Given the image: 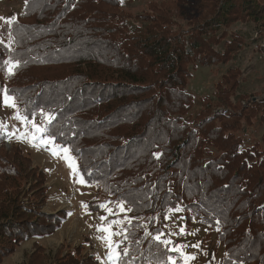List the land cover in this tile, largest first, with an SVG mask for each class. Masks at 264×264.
Masks as SVG:
<instances>
[{"label":"trees","instance_id":"trees-1","mask_svg":"<svg viewBox=\"0 0 264 264\" xmlns=\"http://www.w3.org/2000/svg\"><path fill=\"white\" fill-rule=\"evenodd\" d=\"M120 2L27 0L11 26L10 46L0 43V55L6 56L0 59V82L3 74L12 83L6 89L22 111L54 113L49 130L76 152L87 181L104 186L106 200L124 199L132 207L133 225L144 227L126 224L131 234L123 245L130 249L126 260L164 259L165 249L145 238V230L164 232L165 214L179 205L188 225L195 216L222 230L228 252L219 264H264V138L243 136L247 127L264 126V101L242 106L248 98L231 76L203 99L201 113L184 118L193 108L186 89L191 69L227 64L247 40L262 41L264 0H149L150 14L136 15H126ZM165 5L206 14L200 24L191 20L182 30ZM3 32L9 37V25ZM6 60L20 62L11 76ZM35 67L42 73L20 85L15 76ZM7 172L16 175L10 167ZM11 191L0 189L1 252L8 243L43 238L60 226L55 216L38 213L39 193L37 203L25 206ZM45 216L52 224L40 223ZM45 259L99 264L97 257L80 258L78 252Z\"/></svg>","mask_w":264,"mask_h":264},{"label":"rangeland","instance_id":"rangeland-1","mask_svg":"<svg viewBox=\"0 0 264 264\" xmlns=\"http://www.w3.org/2000/svg\"><path fill=\"white\" fill-rule=\"evenodd\" d=\"M148 1L123 0V2L119 3V6H122V11L126 15L150 14L147 6ZM25 5L26 0H0V17L7 19L15 16V21H17L24 13ZM163 9L170 16H177V24L174 27L180 26L182 30L189 29L188 22L191 20L200 24L199 20L206 14L203 9L198 11L197 7L183 5L179 8L174 7V5H165ZM190 23L193 26V22ZM6 26L8 25L4 20H0V41L3 42L2 44L9 46L8 34L5 35L3 32V28ZM239 26L242 27L243 24L239 23ZM192 30L190 29V31ZM224 30L228 35H233L230 29ZM262 36L264 37V34ZM246 45L241 51L232 54L227 64L214 66L197 64L194 69H191V76L188 79L186 89H188L187 93L192 98L191 104L193 108L188 110L187 115L184 117L185 119L194 118L198 113H201L203 110V99L212 98V95L218 90L219 84H224L226 79L231 76L237 88L239 87V91L248 98L247 101L241 102L242 106L247 107L251 106L253 102L264 101V38L258 43L253 40H247ZM5 57L3 54L0 55L1 60H5ZM27 70L28 68L15 76V78L18 77V82H21L20 85L26 83L23 82L24 80L27 81L34 76H39L43 69L35 67ZM5 77L2 74L0 83H2L3 89L12 85ZM16 103L20 109L18 98ZM216 105L217 102L214 101L212 108H215ZM14 116L15 110L4 106L2 103L0 107V123L7 126L9 133H14L15 135L11 140L6 138L3 142H0V189L11 188V193H14L13 197H16L14 201H18L20 205L24 204L25 206L37 203L39 193L42 199L36 204L39 209L38 213L47 217L55 216L56 222L54 223H60V226L54 233L43 238L28 236L26 242H21L18 245L16 244V246L14 243L4 245L6 246V251H0V264H47L45 255H49L51 259H56L57 255L64 258L67 254H74V252H78L80 258H86L87 256L99 257V264H108L107 246L101 239H98L104 233L98 232L97 226L107 225L109 221L117 217L109 216L103 222L99 219L100 216L105 215V212L100 210L97 205L108 202L106 200L108 195L105 196L103 194L106 190L105 187L101 188L96 184L88 186L77 183L76 177L73 176L71 169H69L63 159L54 157L50 151L44 150L43 145L39 143L33 147L29 140L26 139L21 142L15 138L28 131L31 124L26 127L22 122L17 121ZM29 119L31 121L32 118L29 117ZM32 122L39 125L41 122L40 116L36 115L35 120ZM243 136H246L247 140L264 138L262 122L256 123L250 128L247 127ZM72 155L76 157V165L81 174L84 175L81 159L74 150ZM88 161L91 162V157H88ZM19 163H22V165ZM9 167L16 172L15 176L11 172L5 173ZM21 173H23L22 176ZM18 175L19 178H17ZM84 178L87 181L85 175ZM126 178L127 176L120 178L119 181L122 182ZM10 200L14 202L13 199ZM82 204H87L88 208L82 207ZM90 205L97 210L93 211ZM109 207L115 208V205L110 204ZM125 207L127 208L126 204ZM35 214L33 216H36ZM127 215L133 217L131 212H128ZM185 215L184 211L176 212L172 210L168 215V219H166L167 223L164 233H176V235H172L169 238L174 243L188 245L184 251L195 257L189 264L222 263L227 258L228 252L225 241L221 240V237H223L222 230L219 229L217 231V228L204 225L197 219L194 223L188 225L185 223ZM46 216L40 219V223H45V225L52 224L51 221L47 220ZM181 217H184V219H181ZM119 218H123V214ZM30 219L33 220V217H30ZM160 222L161 219L156 221L157 224ZM125 226L126 223L122 227ZM181 227L185 228L183 235L179 234ZM113 230L118 229L114 228ZM120 239L121 237H113L114 241H119ZM196 243L200 244L198 249L191 247V245ZM122 248L123 245H121V250ZM173 254L174 256L178 255L177 253ZM34 255L38 257L36 261L33 258ZM125 264H127V260H125ZM143 264H157V262L146 261ZM177 264H183V261L178 259Z\"/></svg>","mask_w":264,"mask_h":264},{"label":"snow or ice","instance_id":"snow-or-ice-1","mask_svg":"<svg viewBox=\"0 0 264 264\" xmlns=\"http://www.w3.org/2000/svg\"><path fill=\"white\" fill-rule=\"evenodd\" d=\"M27 3V0H26ZM0 20H4V22L9 25V46L11 44V26L13 22L16 20V17L13 16L11 18H3L0 17ZM0 43H3L0 41ZM20 66L19 61H12L6 60L3 62V67L6 68V74L11 76L14 74L15 70L18 69ZM3 92V105L11 107L15 110L14 118L17 121L22 122L26 127L31 124V127L28 131H26L23 135L17 136L15 138L19 139L21 142L24 140H29L33 147L37 145V143L43 145L44 150L50 151L54 157H58L63 159L74 177H76V182L81 185H88L91 186L90 181H86L84 175L81 174L80 170L76 165V157L72 155V148L70 145L62 142H58V138L54 132L49 130V126L52 124L53 120L55 119L54 113L45 112L43 109L39 110L40 116V124L37 125L36 123L32 122L35 120L37 112L33 110L32 112L28 111H21L16 103V96L14 94H10L7 89L0 90ZM31 117V121L29 119ZM14 133H9L7 131V126L3 123H0V138H7L11 140L14 137ZM157 158H159L157 154ZM86 175H91V173H85ZM115 204V208L109 207L110 204ZM82 207L88 208L87 204H82ZM97 207L105 212V215L100 216L99 219L103 222L108 219L109 216L117 217L116 219H112L109 221L107 225H100L97 226V231L104 233V235L98 237L101 239L107 246L108 250V264H125L126 258L130 257V249L128 246H124L121 250V245H124L126 241L130 239V233L127 227H122L125 223L129 227H144L143 225H133L134 217H129L127 215L128 212H131L133 209L132 207H125V200L124 199H117L115 202L108 201L106 203L98 204ZM184 211L185 209L181 208L179 205H173L169 208V211ZM190 210V209H189ZM90 214V213H89ZM123 214V218H119ZM165 219H168V215L165 214ZM184 219V217H181ZM193 222H195V216L192 217ZM207 222V221H204ZM219 224V221L216 222ZM211 226V225H210ZM118 230H113V229ZM219 229L217 228V231ZM185 233V228L181 227L179 229V234L183 235ZM172 235H176V233H168L165 234L160 229H157L155 233H150L145 230V238L148 236L152 237V242L155 244L157 249L163 247L165 249V259H159L157 264H177V260H182L183 264H189L190 261L194 260L195 257L193 255L187 254L184 249L188 247V245L174 243L169 237ZM113 237H121L119 241H114ZM139 243V240L136 241ZM193 248H199L200 244L196 243L191 245ZM169 253H177L178 255H171ZM99 259V257H97ZM135 257L131 259H127V264H133Z\"/></svg>","mask_w":264,"mask_h":264}]
</instances>
